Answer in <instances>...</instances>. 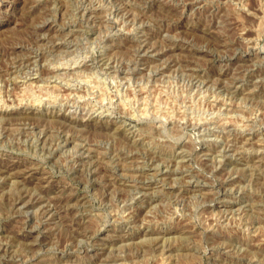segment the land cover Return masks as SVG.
Masks as SVG:
<instances>
[{
  "label": "rangeland",
  "instance_id": "obj_1",
  "mask_svg": "<svg viewBox=\"0 0 264 264\" xmlns=\"http://www.w3.org/2000/svg\"><path fill=\"white\" fill-rule=\"evenodd\" d=\"M20 107L0 264H264V0H0ZM21 191L71 199L44 220Z\"/></svg>",
  "mask_w": 264,
  "mask_h": 264
},
{
  "label": "bare ground",
  "instance_id": "obj_2",
  "mask_svg": "<svg viewBox=\"0 0 264 264\" xmlns=\"http://www.w3.org/2000/svg\"><path fill=\"white\" fill-rule=\"evenodd\" d=\"M120 3V2H119ZM121 9V8H120ZM90 12V11H89ZM115 12V11H114ZM100 21V20H99ZM63 26V25H62ZM54 29V28H53ZM38 31V30H37ZM251 36V35H250ZM251 38V37H250ZM252 39V38H251ZM249 41V40H248ZM55 42V41H54ZM19 48H21V46H18ZM24 55V54H23ZM31 58H32V56H31ZM220 58V57H219ZM28 59V58H27ZM31 61V60H30ZM17 62V61H16ZM12 64V63H11ZM14 64V63H13ZM16 65V64H15ZM21 65V64H20ZM10 67V66H9ZM49 68V67H48ZM247 68V67H246ZM11 69V68H10ZM121 71V70H120ZM54 73V72H53ZM57 73V72H56ZM47 75V74H46ZM54 75V74H53ZM230 85V84H229ZM28 114H31V111H30V109L29 108H26V107H20V108H17V109H12V110H10V111H4V112H1L0 111V115H4V116H11V121L13 120V122H16V123H23V121L22 120H24V119H26V117L25 118H22L23 116H25V115H28ZM18 116H20V117H18ZM13 117V118H12ZM5 124H12V123H10V120L9 121H7V122H5ZM24 124H25V121H24ZM29 124V123H28ZM13 125V124H12ZM15 125V124H14ZM19 125V124H18ZM26 125V124H25ZM31 125V124H30ZM6 126V125H5ZM21 126V125H20ZM27 126V125H26ZM35 128H37V127H35ZM19 130V129H18ZM70 138V137H69ZM240 138V137H239ZM229 143V142H228ZM86 145V144H85ZM88 145H91V142H90V144H88ZM94 145V144H93ZM87 147V146H86ZM90 147V146H89ZM92 148V147H91ZM128 152V151H127ZM226 154V153H225ZM117 156V155H116ZM154 159V158H153ZM174 159V158H173ZM103 161V160H102ZM127 161V160H126ZM147 161V160H146ZM169 162V161H168ZM167 162V163H168ZM260 163L259 164H264V162H262L261 160L259 161ZM156 163V162H155ZM124 164H126V163H124ZM154 164V163H153ZM224 164V163H223ZM122 167V166H121ZM126 167V166H125ZM152 167V166H151ZM150 167V168H151ZM166 167H168V168H171L170 167V165L169 164H167V166ZM119 168V167H118ZM15 170V167H13V165H0V176H7V177H13V176H16L17 175V173L18 172H15L14 171ZM111 170V169H110ZM130 170V169H129ZM259 170V169H258ZM159 171V170H158ZM251 171V170H250ZM172 172H174V171H172L171 169L169 170V171H167V172H160L159 174H163V173H166L165 175H170ZM29 173V172H28ZM28 173H26V174H28ZM120 173V172H119ZM122 174V173H121ZM32 175V174H31ZM234 175V174H233ZM257 176V175H256ZM19 177V176H18ZM118 177H119V175H118V173L116 174V175H112V177H111V180L110 181H115V182H117V181H121V180H117L118 179ZM5 180H6V178H5ZM7 180H8V178H7ZM4 181V185H2V187L3 186H5V184H8L9 183V180L8 181ZM257 180V179H256ZM136 181H138V180H136ZM139 182H141L140 180H139ZM138 184V183H137ZM136 184V185H137ZM143 184H145V183H143ZM139 185V184H138ZM143 187V186H142ZM146 187H148V186H146ZM147 189V188H146ZM145 193V192H144ZM152 193V192H151ZM29 195V194H28ZM150 195V194H149ZM152 195V194H151ZM8 196V195H7ZM153 196V195H152ZM151 196V197H152ZM16 197H18L17 199H14L13 201L14 202H18V205L20 204V205H22V204H24V205H26V206H29V207H32V206H36V205H41L40 204V202H38L37 200H35V199H31V200H29V201H26V199H27V194L24 192V191H21L20 193H18L17 194V196ZM145 197H148V196H145ZM70 199H71V197H68V198H66V196L65 197H63V196H58V197H55V198H52L50 201H49V204L47 205V206H42L41 205V208H42V217L44 218V220H48L50 217H55V216H58V217H61L60 216V211L64 208V206H66L68 203H69V201H70ZM49 200V199H48ZM47 200V201H48ZM12 201V200H11ZM10 201V202H11ZM42 203V202H41ZM138 203V202H137ZM147 203H148V201H147ZM258 210V209H257ZM139 219V218H138ZM43 220V219H42ZM74 220H76V219H74ZM69 222H71V220L69 221ZM146 222V221H145ZM73 225H75V226H77V230H78V227L80 226L81 227V225L80 224H77L76 222H71ZM79 223V222H78ZM72 224H71V226H72ZM73 227V226H72ZM80 229V228H79ZM87 229V228H86ZM84 233V232H83ZM79 234V233H78ZM81 234V233H80ZM86 235H87V233H86ZM24 238L25 237H28V235L27 234H23L22 235ZM83 236V235H82ZM117 237H118V235H117ZM259 240V242L257 243V246H259V248L261 249V251H262V248H264L263 247V245H264V243L261 241L262 239H258ZM188 243V242H187ZM256 245V244H255ZM157 247H159L158 246V244L157 243H154L153 244V246L151 247V248H157ZM161 247H162V244H161ZM176 247V246H175ZM33 248V247H32ZM146 249H147V247H145ZM3 249V248H2ZM29 249V248H28ZM143 248H141V250H142ZM136 250H138V249H136ZM148 250V249H147ZM150 250V249H149ZM160 250V249H159ZM2 251V250H1ZM258 251H260V250H258ZM142 252H143V250H142ZM169 252V251H168ZM5 253V252H4ZM137 254V253H136ZM10 257V256H9ZM129 258V257H128ZM127 259V258H126ZM130 259V258H129ZM110 261V260H109ZM108 261V262H109ZM114 262V261H113ZM112 262V263H113ZM26 264V263H25ZM227 264V263H226Z\"/></svg>",
  "mask_w": 264,
  "mask_h": 264
}]
</instances>
